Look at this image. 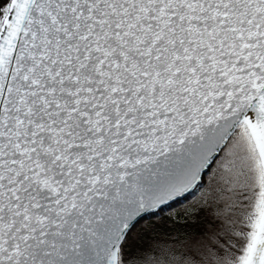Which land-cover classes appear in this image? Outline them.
Returning a JSON list of instances; mask_svg holds the SVG:
<instances>
[{"label": "snow or ice", "instance_id": "1", "mask_svg": "<svg viewBox=\"0 0 264 264\" xmlns=\"http://www.w3.org/2000/svg\"><path fill=\"white\" fill-rule=\"evenodd\" d=\"M0 264H264V0H0Z\"/></svg>", "mask_w": 264, "mask_h": 264}]
</instances>
